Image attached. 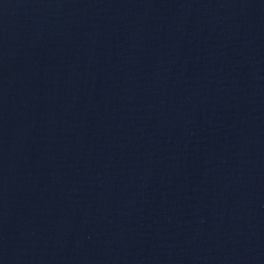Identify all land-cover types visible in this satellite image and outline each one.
Masks as SVG:
<instances>
[{"label":"water","instance_id":"95a60500","mask_svg":"<svg viewBox=\"0 0 264 264\" xmlns=\"http://www.w3.org/2000/svg\"><path fill=\"white\" fill-rule=\"evenodd\" d=\"M0 264H264V0H0Z\"/></svg>","mask_w":264,"mask_h":264}]
</instances>
